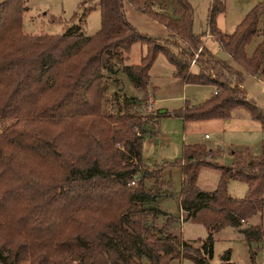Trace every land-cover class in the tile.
Returning <instances> with one entry per match:
<instances>
[{"label": "trees", "instance_id": "16d2710c", "mask_svg": "<svg viewBox=\"0 0 264 264\" xmlns=\"http://www.w3.org/2000/svg\"><path fill=\"white\" fill-rule=\"evenodd\" d=\"M127 1L168 35L141 34L127 18ZM163 1L174 16L154 10ZM25 11L24 0L0 2V264H211L213 243L195 249L171 232L178 221L210 232L239 229L255 264L253 245L263 242L264 231L249 223L264 211V143L260 157L233 152L229 165L218 163L220 150L185 146L182 159L153 171L144 168L143 146L147 126L164 118L228 122L235 110L246 109L264 129V111L244 88L247 76L264 82V39L247 55L264 23V0L232 35L217 25L225 1L212 0L209 36L241 70L216 58L194 33L190 0H100L102 28L95 36L85 35L81 25L59 36L26 35ZM137 43L146 46V55L141 64L126 65ZM159 54L173 65L176 79L218 93L200 105L146 116L118 77L123 73L134 89L149 94ZM109 82L117 86L110 102ZM166 167L183 171L179 219L144 206L171 196ZM202 168L221 172L216 191L199 189ZM230 180L246 184L245 198L230 196ZM161 218L165 223L158 227ZM230 258L225 253L224 263Z\"/></svg>", "mask_w": 264, "mask_h": 264}, {"label": "rangeland", "instance_id": "374dc122", "mask_svg": "<svg viewBox=\"0 0 264 264\" xmlns=\"http://www.w3.org/2000/svg\"><path fill=\"white\" fill-rule=\"evenodd\" d=\"M2 0H0L1 2ZM226 11L217 17V25L226 35H232L245 17L263 0H224ZM194 8V33L202 37L205 45L213 52L216 58L234 63L219 45L210 37L208 38V20L212 0H190ZM26 8L22 17L23 32L29 36H59L71 25H81L87 36H95L102 28L100 0H24ZM156 12L166 10L174 16V8L167 1L154 7ZM127 18L129 22L143 35L149 37H163L168 35L166 28L158 21L133 7L126 2ZM264 39V23L259 24V33L247 47V55L252 57L259 44ZM147 48L141 43L134 44L126 65H139L146 55ZM175 69L163 54H159L151 70V97L143 92L134 91L127 77L121 73L118 80L125 87L128 95H138L142 113L146 116L156 114L158 111L173 112L186 105H200L211 99L216 90L211 86L186 85L175 78ZM119 87L120 84H117ZM106 100L110 102L114 89L117 86L109 82ZM130 88L134 93L130 92ZM245 88L248 96L260 109L264 111V85L254 77L247 76ZM153 107L150 109L149 102ZM113 106L105 104L107 111ZM0 130L1 127H0ZM148 134L145 137L143 150L144 168L153 171L163 168L183 158L184 147L201 145L208 150L222 152L221 165H229L233 159V152L249 150L254 157H260L264 143V129L252 119L246 109H237L233 112L230 121L208 120L198 122H185L179 118H164L157 125L147 126ZM164 179L171 185V196L164 197L146 208L155 206L168 213L170 216L180 218V204L178 196L182 190L183 171L180 167H166ZM222 174L215 168H202L199 173L198 187L204 192H214L218 189ZM228 191L231 197L243 199L247 194L245 183L230 180ZM152 204V205H151ZM141 207H144L140 205ZM165 219H160L158 227H162ZM250 225H262L264 231L263 214L250 220ZM172 233L181 235L183 240L190 243L195 249L203 250L205 242L211 241L214 246V257L211 264H225L223 257L230 252L231 264H252L251 249L241 237L239 229L226 228L210 232L202 224L178 221L171 229ZM258 248L255 264H264V240L261 244H254ZM171 264H195L189 259H181Z\"/></svg>", "mask_w": 264, "mask_h": 264}, {"label": "crops", "instance_id": "0c3cea01", "mask_svg": "<svg viewBox=\"0 0 264 264\" xmlns=\"http://www.w3.org/2000/svg\"><path fill=\"white\" fill-rule=\"evenodd\" d=\"M255 78V77H254ZM257 81H259L261 84H263L264 85V82H262L261 80H259V79H257V78H255ZM179 80V79H178ZM180 81L181 80H179V82H177V83H180ZM181 83L184 85V86H186L187 84H185L183 81H181ZM150 97H151V88H152V85H151V81H150ZM214 88V87H213ZM244 88H245V82H244ZM133 88H130L129 90H130V92L131 93H134V91H136L135 89H134V91L132 90ZM215 89V88H214ZM216 90V89H215ZM245 90H246V88H245ZM247 91V90H246ZM248 93V92H247ZM249 94V93H248ZM136 96H138V95H136ZM152 98V97H151ZM162 112V111H161ZM164 112H166V111H163L162 113H164ZM145 142V141H144ZM145 144V143H144ZM143 150H144V146H143ZM179 204H180V202H179ZM163 211V210H162ZM180 212H181V208H180ZM181 214V213H180ZM181 216V215H180Z\"/></svg>", "mask_w": 264, "mask_h": 264}, {"label": "built area", "instance_id": "2783aa9c", "mask_svg": "<svg viewBox=\"0 0 264 264\" xmlns=\"http://www.w3.org/2000/svg\"><path fill=\"white\" fill-rule=\"evenodd\" d=\"M208 38H210L209 35H208ZM217 93H218V92H217V90H216V93H215V94H217ZM149 104H150L149 107H150V109H151V108L153 107V103H152V101H150ZM181 216H182V214H181Z\"/></svg>", "mask_w": 264, "mask_h": 264}]
</instances>
